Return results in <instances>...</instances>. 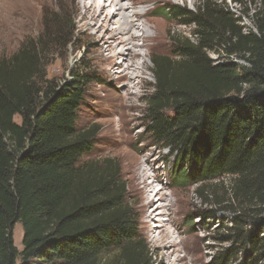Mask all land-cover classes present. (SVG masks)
Returning <instances> with one entry per match:
<instances>
[{"label": "trees", "instance_id": "trees-1", "mask_svg": "<svg viewBox=\"0 0 264 264\" xmlns=\"http://www.w3.org/2000/svg\"><path fill=\"white\" fill-rule=\"evenodd\" d=\"M230 1L250 4L243 12L254 28L242 26L224 0L158 9L194 29L192 37L171 35V53L151 55L146 131L167 149L178 181L191 175L203 183L204 199L240 210L231 218L232 235L221 239L236 247L217 264H230L242 251L249 253L242 264H257L264 227V0ZM74 18L61 6L44 14L34 40L0 57V264H101L113 249L111 264H153L120 165L111 158L80 162L99 130L95 123L77 125L92 81L89 66L71 69L62 82L45 74L48 54L60 58L78 49ZM226 175L222 194L208 189ZM245 215L256 217L247 224Z\"/></svg>", "mask_w": 264, "mask_h": 264}, {"label": "rangeland", "instance_id": "rangeland-1", "mask_svg": "<svg viewBox=\"0 0 264 264\" xmlns=\"http://www.w3.org/2000/svg\"><path fill=\"white\" fill-rule=\"evenodd\" d=\"M25 1L0 0V57L13 54L27 39L34 40L43 30L44 14L59 10L61 6L68 14L73 15L77 27L78 49L70 47L60 58L48 54L49 63L45 74L49 79L62 82L69 78L71 69L82 66L83 63L89 66L92 81L86 86V97L80 108L77 125L84 127L95 123L99 130L92 150L83 154L80 162L111 158L120 165L122 177L128 186V198L138 217L139 235L151 248L153 264H167L170 261L174 264H183L185 261L187 264H217L218 257L225 249L234 250L236 247L231 241L221 239L232 235L229 231L231 218L240 210L230 205L215 206L211 197L204 199L198 190L203 183L194 180L191 175L185 183L178 181L172 172V158H168L167 149L153 144L146 131L145 118L147 107L145 99L151 92L150 84L154 81L150 71L151 55L171 53L175 48V38L172 36L181 33L192 37L190 33L194 29L193 25L179 24L177 18L163 14L158 9L164 5H180L186 10H194L200 0H149L144 4L136 5L133 10L141 12L142 15L133 19L136 25L134 33L138 34L137 47L133 46V49L139 56L134 57L132 61L137 62V65L140 63V69L129 68L126 70V76L122 77L120 71L126 65L125 60L122 61L118 57L111 60L109 57L111 53L105 50L109 47L106 43L109 34H105L101 39L99 35L103 33L102 27L97 29L96 35L85 27L83 0H27V3ZM224 2L240 17L242 26L254 28L251 19L243 12V7L244 9L250 7V4L239 7L230 0ZM125 3L130 5L128 1ZM115 26V20H112L108 33L116 30ZM121 48L122 45L117 44L115 51ZM220 54L225 56L224 51ZM209 55L215 62L219 61L216 53L210 51ZM231 57L234 58V56L229 58ZM112 66L115 68L111 69ZM137 75L139 77H135ZM128 81L132 85L130 89L125 87ZM14 120L19 123L20 117L16 115ZM189 169L192 172L190 167ZM209 183H212V186L208 189H213L215 194L220 195L229 185V176H223ZM152 198L154 201L147 202ZM219 198L220 196H217V199ZM158 205L157 211H161L162 215L155 219L163 218L170 239L175 241V245L168 247L163 253L157 249L158 245L153 234L146 225L151 219L148 215L153 217L156 213L151 211ZM201 213L208 214L204 218ZM255 217L245 215L247 224ZM155 219L150 222L156 223ZM247 228L249 229V226ZM261 235L263 243L258 251L257 264H264V227ZM13 239L20 251L22 226L19 222L14 226ZM164 253L166 258L161 263ZM116 254V249L103 254L101 264H111ZM247 255H249L248 251L238 252L230 264H242ZM252 256L248 260H252Z\"/></svg>", "mask_w": 264, "mask_h": 264}, {"label": "bare ground", "instance_id": "bare-ground-1", "mask_svg": "<svg viewBox=\"0 0 264 264\" xmlns=\"http://www.w3.org/2000/svg\"><path fill=\"white\" fill-rule=\"evenodd\" d=\"M126 1L130 2V5H127V3H125ZM148 1L149 0H83V6H84L83 19L85 20V23H84L86 25L85 27H87V29L89 31H91V33L93 35H96L97 29L102 27L103 33L101 35H99V38L103 39L105 34H109V36L107 37L108 39H106V41H107L106 43H108L107 45L109 47L107 46L108 48H105V50H107V52L111 53V55L109 56L111 58V60L118 57L119 59H122V61L125 60V62H126V65L123 68H121L120 66H116V68H121V71H120L121 76L120 77H122L124 75L126 76V70H128L129 68H133V69H137V70L140 69V65H139L140 63L137 65V62L135 63V61H132V59L134 57L139 56L138 53L135 52L136 50L133 49V46H134V48L137 47L136 46L137 45L136 40H138V34L134 33V28L136 25L133 23V19L135 17L141 16L142 13L141 12L138 13V12H136V10L134 11L133 8L136 7V5H141V4H144ZM153 1H156V0H153ZM167 1H172V0H167ZM21 8L24 10L23 7H21ZM26 12L28 13V11H26ZM18 17H20V16H18ZM25 17H27V16H25ZM112 20H115V24H116L115 27L117 29L108 33L109 24L112 23ZM125 34H127V36ZM113 42H116L117 44H121L122 48L118 51H115L117 44L116 43L114 44ZM116 63H118V62H115V64ZM114 68H115V66L111 67V69H114ZM135 77H139V76L137 75ZM128 80H130V78ZM129 82L130 81H128L126 83L127 85H125V87H127L128 89H130V87H132L131 82L130 83ZM161 198L162 197H159V199H161ZM152 201H154V198L149 199L147 202L151 203ZM164 205H166V204H164ZM158 207H159V205L156 206V208L153 211H151L152 213H156L153 217H152V215H148V218L149 219L151 218L150 221L154 220L155 217H159L162 215L161 211H157ZM155 211H157V212H155ZM150 221H148V222L151 224H148V222H147L146 225L148 226V229L151 232V234H153V238L155 239V242L158 245L157 249L159 250V252L163 253L164 251L167 250L168 247L174 246L175 241L170 239L171 236L167 232V228L165 226L166 223H164L163 218L162 217L158 218L156 220V223H154V221H153V223ZM170 250H171V248H170ZM164 255H165V253L161 257V263H163L165 258H166V257L164 258ZM176 260H178V259H176ZM193 262L194 263L196 262L195 257H194ZM167 264H174V262L170 261ZM183 264H187V262L185 261Z\"/></svg>", "mask_w": 264, "mask_h": 264}, {"label": "clouds", "instance_id": "clouds-1", "mask_svg": "<svg viewBox=\"0 0 264 264\" xmlns=\"http://www.w3.org/2000/svg\"><path fill=\"white\" fill-rule=\"evenodd\" d=\"M146 27V26H145Z\"/></svg>", "mask_w": 264, "mask_h": 264}]
</instances>
